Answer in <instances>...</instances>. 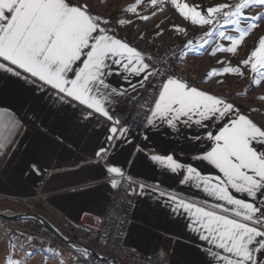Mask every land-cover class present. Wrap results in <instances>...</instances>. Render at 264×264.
Here are the masks:
<instances>
[{"label": "snow or ice", "instance_id": "snow-or-ice-1", "mask_svg": "<svg viewBox=\"0 0 264 264\" xmlns=\"http://www.w3.org/2000/svg\"><path fill=\"white\" fill-rule=\"evenodd\" d=\"M166 4L185 22L170 26L177 38L193 27L204 29L197 39L183 41L181 56L208 47L212 57L224 54L217 59L221 67L200 83L218 76L243 78L245 69L257 74L254 84L264 80V36L237 64L226 58L236 57L264 21V10L257 11L264 9V0H215L204 7L182 0H135L126 11L147 22ZM131 24L94 14L87 0H0V156L15 152L30 130L37 132L39 149L65 147L63 134L48 138L50 121L79 130L81 139L91 132L93 158L82 163L99 170L111 189L127 185L128 195L147 198L149 207L155 204L178 225L183 221L180 226L200 255L195 264H264V124L234 100L169 74L163 58L157 67V57L119 35L120 26ZM229 26L231 33L225 31ZM156 28L155 36L162 35L161 25ZM149 84L154 91L146 120L133 130L118 110L139 90L148 91ZM10 98L15 104L7 103ZM256 99L264 101V95ZM161 129L170 136L189 130L182 139L189 142L195 163L182 162L174 152L156 154L149 133ZM138 165L162 170L205 198L162 182H139L132 171ZM28 172L42 174L34 162ZM91 256L84 249L85 264ZM146 259L151 264V257ZM7 264L20 261L10 255Z\"/></svg>", "mask_w": 264, "mask_h": 264}, {"label": "crops", "instance_id": "crops-1", "mask_svg": "<svg viewBox=\"0 0 264 264\" xmlns=\"http://www.w3.org/2000/svg\"><path fill=\"white\" fill-rule=\"evenodd\" d=\"M90 8L94 14L113 20L134 21L125 12L115 16L110 12L96 8L94 4ZM158 19L153 18L134 27L132 25L120 26L118 28L119 35L127 32L137 38L143 33L142 39L137 38L143 44L162 45L163 43L159 42L153 43L157 37L155 33L158 31L156 28ZM173 19L175 18L173 17ZM178 19L183 21L179 15ZM162 24L165 26V31L158 37H162L167 33V30L168 36H170L164 44L195 39V37L187 38V36L182 39L177 38L176 33L171 32L170 29L173 22L167 21ZM177 24L181 25L179 22ZM202 62L206 64L204 56L200 54L197 58L187 61L179 59L180 65L195 74L191 72L197 78L195 82L197 87L229 98L219 87L213 85L214 82L207 80L200 83L209 71V67L206 65L201 66ZM142 90L135 94V99ZM135 99L118 110V115L122 120L126 117ZM7 103L15 104V101L10 98ZM47 128L49 139H54L61 134L68 138L65 147L57 148L55 151L39 149L36 145L37 132L30 130L27 138L22 141L15 152L0 156V197L15 196L34 199V205L38 208L37 212L55 225L66 223L77 225L80 222L93 224L96 219L105 214L114 189H111L99 178V170L94 169L91 164L82 163L84 160L93 158L92 145L89 144L92 133L89 132L81 139L79 130L57 126L54 121H50ZM188 134L189 130H184L180 136H170L166 130L161 129L149 133V142L158 146L155 149L156 154H164L165 151L174 152L182 162L195 163L191 161V156L194 153L190 150L189 142L182 139ZM137 142L139 143V141ZM69 143L72 144L71 147H68ZM117 159L120 160L122 157L118 156ZM33 162L41 168V176L28 172V166ZM77 164H80V167H77ZM200 168L203 169L204 166L200 165ZM132 171L133 175L139 178V182H162V186L171 187L190 197L205 198L203 193L179 185L177 180L171 179L170 174L165 175L162 170L138 165ZM149 204L151 201L147 198L134 196L131 218L126 227L123 244L129 249L143 254H153L159 249H164L170 256V264H195L200 259V255L194 244L189 241L188 234L180 226L183 221L178 225L174 222V217L164 215L155 204H152L151 207ZM83 214L85 217H82Z\"/></svg>", "mask_w": 264, "mask_h": 264}, {"label": "built area", "instance_id": "built-area-1", "mask_svg": "<svg viewBox=\"0 0 264 264\" xmlns=\"http://www.w3.org/2000/svg\"><path fill=\"white\" fill-rule=\"evenodd\" d=\"M121 37L129 38L140 49L157 57L158 59L155 60L157 67H160L162 62L159 58H163L165 62L164 67L167 68L169 74L175 72L183 76L187 81L194 83L197 81V79L188 80L185 75V67L180 65L179 59H177V52L183 51V41L167 43L163 46L152 48L147 45H141L131 34L123 33ZM153 91L154 89L151 87V84H149L148 91L142 90L124 118V123L133 130L138 126H143L148 114L149 104L152 101L151 93ZM146 101L148 103H145ZM126 189L127 185L124 188L114 190L105 214L96 219L93 224L80 222L77 225L72 223L55 225L51 223L63 237L87 248L94 254L87 264H105V261L102 259H114L118 264H149V260L146 257H151V264H170V256L164 249H159L153 254H143L131 250L123 244L124 234L130 221L134 204V196L128 195ZM129 201H131V205ZM12 202L23 204L28 208L27 212L36 213L33 203L34 199L32 198H12ZM82 217H85V214ZM0 220H5L7 227L19 231V234L21 231L24 232L25 237L32 235L33 240L49 243L51 249H54L59 255L68 259L69 264H85L83 250L78 247L73 248L74 245L66 244L58 233L47 229L39 222L26 220L24 223L22 220L11 221L5 217H0ZM9 220L11 223H8L10 222ZM122 221L123 223H121ZM21 223H24L26 226L23 227ZM89 229L91 231H88ZM106 233L107 235H105ZM66 249L79 250L80 259L66 256ZM106 262L107 264H113L112 262Z\"/></svg>", "mask_w": 264, "mask_h": 264}, {"label": "rangeland", "instance_id": "rangeland-1", "mask_svg": "<svg viewBox=\"0 0 264 264\" xmlns=\"http://www.w3.org/2000/svg\"><path fill=\"white\" fill-rule=\"evenodd\" d=\"M182 2H188L190 4H200L201 7H204L208 4L215 2V0H182ZM220 2H223V0H220ZM87 3L90 6L94 4L96 8L98 7L100 10L110 12L115 16L116 14L120 15L123 12L128 13V16L134 20L133 24H131L132 27L138 25L139 23H143L138 19L137 16L126 11V9L129 6L135 4V0H87ZM261 10L264 9H257V11H261ZM149 13L150 10H147L144 11L143 14L148 15ZM173 17L175 19H173ZM154 18L156 19L160 18L158 19L157 24H160L163 29L165 28V26L162 24V22L170 21L173 22V24H177V22H179L181 23V25L183 24V26L185 24V22H183L181 19L180 20L178 19V14L170 4H166L165 11L158 14ZM145 28H148V26L147 27L145 26ZM203 31L204 29L193 27L189 31L187 38L195 37V39H197L200 35H202ZM225 31L231 33V27L230 26L226 27ZM124 33L131 34L132 36H134L132 33H127V32ZM168 34L169 32L167 30V33H165L162 37H158V36L155 37L153 43L156 44L157 42H159L160 44L161 43L164 44L166 41H168V37H170L168 36ZM261 36H264V21H261L259 28L254 30L253 33L246 38L244 44L241 46L239 50V54L236 57H231L230 55H228L226 56V58L231 59L234 65L237 64L240 59L244 58L245 55L256 46V42ZM139 43L141 45H145L140 41ZM163 44L159 46H154L153 44L151 45L147 44V46L154 48V47L163 46ZM210 51H211L210 47L204 50L196 48L195 50L188 51L187 55L181 56V59L183 61H187L192 58H197L198 55L200 54L201 56H204V59L206 60V64L202 62L201 66L206 65V67H209L208 68L209 71L212 68H220L221 65L217 64V59H219L224 54H218L217 57H212L209 55ZM261 71H264V69H262ZM256 78H257L256 73H252L250 69H245V76L243 78L238 76L227 75L222 77L218 76L215 78H211L209 79V81L214 82L213 84L214 86L219 87V89H221L223 93L227 94L230 99L234 100V102L238 106H240L243 110H245L247 114L250 116V118H252L255 122H257L258 124H264V101H260L259 99H256V97H259L260 95H264V80H262L259 85H256L253 83V80ZM252 109H255V111H252ZM12 198H26V197H15V196L0 197V210L2 211L9 210L17 213H30L27 212L28 208L25 207L23 204L13 203ZM34 208L37 213L38 208L35 205ZM11 221L8 223H11ZM22 222L25 223L26 220H22ZM24 223H21L23 227L26 226ZM10 241H15V244L10 243ZM21 247H23V251L20 250ZM44 250L45 249H41L38 246H36L32 241L31 242L28 241L27 237L24 236V238H21L19 231L7 227L5 220L0 221V264H7L10 255L14 259L19 260L20 264H68L63 258H61V256L57 254V252L54 249L50 248L48 249L49 251H44ZM52 253L56 254L55 258H52ZM29 254L31 255L29 256Z\"/></svg>", "mask_w": 264, "mask_h": 264}, {"label": "water", "instance_id": "water-1", "mask_svg": "<svg viewBox=\"0 0 264 264\" xmlns=\"http://www.w3.org/2000/svg\"><path fill=\"white\" fill-rule=\"evenodd\" d=\"M5 213H9L8 216H5ZM0 217H5V218L11 219V220H34V221H37L40 224H42L47 229L58 233L57 230L55 229V227L53 226V224L47 218H45L43 215H41L39 213H17V212H12L9 210H3V211L0 210ZM59 236L68 245L69 244L75 245L76 247H78L79 249H81L83 251H84V249H87L85 247H82L78 244L71 242L70 240L63 237L61 234H59ZM92 255H94V254L92 253ZM102 260L105 262L108 261V262H112L113 264H118L114 259H102Z\"/></svg>", "mask_w": 264, "mask_h": 264}, {"label": "bare ground", "instance_id": "bare-ground-1", "mask_svg": "<svg viewBox=\"0 0 264 264\" xmlns=\"http://www.w3.org/2000/svg\"><path fill=\"white\" fill-rule=\"evenodd\" d=\"M180 58H181V52H177V59H180ZM185 75L188 78V80H195L196 79L195 76L190 71H187L186 69H185ZM5 216H8V214H5ZM0 221H3V220H0ZM32 242L41 249H50V244L45 243L44 241L32 240ZM78 255H79V250H77V249H66V256L77 257ZM59 256H61V255H59ZM61 258H63L69 264L68 259H66L64 256H61Z\"/></svg>", "mask_w": 264, "mask_h": 264}]
</instances>
